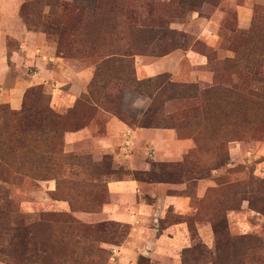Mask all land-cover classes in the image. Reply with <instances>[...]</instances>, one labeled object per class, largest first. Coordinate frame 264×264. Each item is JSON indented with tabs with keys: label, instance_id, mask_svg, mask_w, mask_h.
Wrapping results in <instances>:
<instances>
[{
	"label": "rangeland",
	"instance_id": "1",
	"mask_svg": "<svg viewBox=\"0 0 264 264\" xmlns=\"http://www.w3.org/2000/svg\"><path fill=\"white\" fill-rule=\"evenodd\" d=\"M38 1L0 0V264H162L166 249L181 264H264L261 0ZM243 8H253L245 30ZM159 26L176 39L149 42L144 31ZM164 58L176 72L164 71ZM158 76L196 83L199 96L159 92L153 103L152 92L124 83ZM18 87L16 108L7 95ZM151 106L158 111L147 114ZM24 107L37 114L12 115ZM170 116L186 122L166 128ZM113 121L121 132L111 134ZM128 128L170 130L175 146L140 138L130 152ZM111 139L110 149L99 144ZM129 180L139 201L126 223L113 215L112 186ZM227 233L251 237L252 249L217 251Z\"/></svg>",
	"mask_w": 264,
	"mask_h": 264
},
{
	"label": "trees",
	"instance_id": "2",
	"mask_svg": "<svg viewBox=\"0 0 264 264\" xmlns=\"http://www.w3.org/2000/svg\"><path fill=\"white\" fill-rule=\"evenodd\" d=\"M38 0H32V3L29 5V8L32 9L34 8V5L36 7V5L38 4ZM38 16H41V13L38 14ZM21 17L23 18V20L25 21L26 25L28 26V28H30L33 24V22L29 19V15L26 11V8L23 7V9L21 10ZM146 34H148L150 37L153 36V38L149 41V42H155L158 38L162 39L164 36L170 35L171 39H176V35L177 32L175 30H171L168 26H159L158 28H154V27H150L147 28L146 31H144ZM124 83H129L132 85V87L134 88L135 91H137L139 94H145L146 91L148 92V90L152 93H149V97L152 98L153 93L154 94H159V92L164 93V92H169L171 98H185V97H198L199 96V88L197 86L196 83L193 84H186V83H174L173 81L170 80V78L168 77H164V76H158L155 79H148V80H136L133 78H128ZM209 90H205L204 92H202L201 94H208ZM34 94L37 95L39 94V90H35ZM153 99V98H152ZM157 99H153V103L154 101H156ZM1 110L6 111V107H0ZM158 110H152V106L147 110V114L151 113H156ZM38 112V111H37ZM36 110H29L28 108L24 107L20 113H12L13 116L20 118V120L22 119H26V117L28 116H35ZM44 120L46 121H51L53 119L56 118V114L54 113V111L51 108H47L44 112ZM151 116L149 117V119H147L142 127L148 128L151 127L152 124L148 123L151 121ZM165 122V121H164ZM186 122V119H176L173 116H170L168 118V120H166L165 123H171V125H167L164 124V127L166 128H174V129H180L182 125H184V123ZM159 125V124H158ZM1 151V150H0ZM12 151V148L10 150V153ZM1 152H0V159H2L1 156ZM222 222L226 223V220H222ZM227 226V225H226ZM214 232L215 233H219L218 230V226H214L213 227ZM226 229V228H225ZM224 241L220 240L217 242V251H221L226 249V248H231L232 251L238 254L239 258H241L242 253L240 252V250H242V252L245 255V251H248L249 248L252 249V245L251 243V237L249 236H243V237H238V238H232L229 236V233H227L224 237ZM197 246H195L196 248ZM244 248V249H243ZM198 249V248H197ZM237 256V258H238ZM182 264H188L186 259L182 260ZM213 264H228V262L226 261H220L218 259V257L216 258L215 261H213ZM238 264H246L245 261L243 259H241Z\"/></svg>",
	"mask_w": 264,
	"mask_h": 264
},
{
	"label": "crops",
	"instance_id": "3",
	"mask_svg": "<svg viewBox=\"0 0 264 264\" xmlns=\"http://www.w3.org/2000/svg\"><path fill=\"white\" fill-rule=\"evenodd\" d=\"M259 4L264 5V0H261L259 2ZM242 14H243V18H240L241 19V22H240L241 27L243 28V30L249 29V27L253 21V8L252 9L245 8V10L243 8ZM246 27H248V28H246ZM168 59L169 58L163 59L162 65H165L164 71L173 72V73L176 72L177 67H175L174 64L169 63ZM193 76L195 77V75H193ZM22 93H23V88L18 87L15 96L7 95L8 99L15 105L16 108L21 106L20 98H21ZM109 131H111V134H117L118 132L122 131V126L117 121H113ZM126 133H128V135ZM80 135H82V136L83 135H91V130L83 131ZM124 135H125L124 140H125V144H126L125 148L127 150H129L130 152L133 149V147L135 146V141L137 143L140 138L146 139L147 142H149L148 143L149 145H151L152 143H155L159 147H165V148H170V149H172L173 146H175V141L172 138H170L171 137V131L170 130H152V129L133 130L131 128H128V131L126 130ZM113 140L114 139H111L110 142L99 141V144L105 148L110 149V148L114 147ZM176 144H177L176 145L177 150H178L179 154H181L182 146H181V144H178V143H176ZM169 154L171 155L172 153L167 152L166 157H168ZM129 181L130 182H128L127 184L114 183L112 186L113 187L112 195L114 196L113 200L115 202V207H116V209L113 212V215L116 217L119 216L121 218V220L123 222H126V223H128L130 221V218H131V214L128 212V210L126 208L129 207L130 205H133V206L137 205L138 201H139V197L136 193V189L138 188V184L134 180H129ZM120 200H122L124 202L121 203ZM173 201H178L179 204L183 203V202H181V200H179L177 198H176V200L174 198H171V202H173ZM123 204H124V207H122ZM144 227L140 229L141 237L146 236L148 234L146 227L145 228ZM133 236H135V231L133 232ZM122 249L125 250L124 254L126 253V256H127V254L128 255L129 254L130 255L131 254L136 255V249H137L136 246H133V247L132 246H128V247L125 246ZM166 250H163L164 255H162L161 258H158V260L161 261L162 264H181V261L179 259H177V260L175 259L174 262H171L170 254L176 253L177 250H175L173 252H170L171 250H169V249H166ZM151 256L154 257V254H151ZM125 257L123 255L122 259L127 260L128 258L126 259ZM130 263H132V262H129V264Z\"/></svg>",
	"mask_w": 264,
	"mask_h": 264
}]
</instances>
